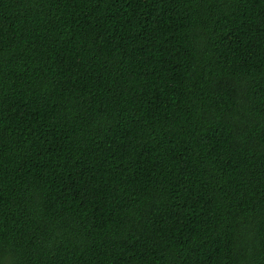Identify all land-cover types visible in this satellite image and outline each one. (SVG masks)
<instances>
[{
	"label": "trees",
	"instance_id": "1",
	"mask_svg": "<svg viewBox=\"0 0 264 264\" xmlns=\"http://www.w3.org/2000/svg\"><path fill=\"white\" fill-rule=\"evenodd\" d=\"M0 264H264V0H0Z\"/></svg>",
	"mask_w": 264,
	"mask_h": 264
}]
</instances>
